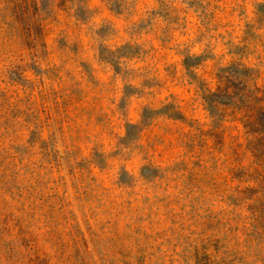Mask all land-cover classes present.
<instances>
[{
	"label": "rangeland",
	"instance_id": "obj_1",
	"mask_svg": "<svg viewBox=\"0 0 264 264\" xmlns=\"http://www.w3.org/2000/svg\"><path fill=\"white\" fill-rule=\"evenodd\" d=\"M0 264H264V0H0Z\"/></svg>",
	"mask_w": 264,
	"mask_h": 264
}]
</instances>
